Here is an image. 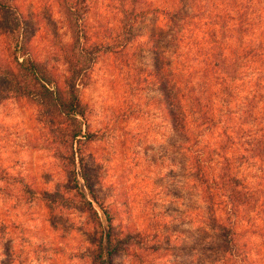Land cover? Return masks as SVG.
Wrapping results in <instances>:
<instances>
[{
	"label": "rangeland",
	"instance_id": "obj_1",
	"mask_svg": "<svg viewBox=\"0 0 264 264\" xmlns=\"http://www.w3.org/2000/svg\"><path fill=\"white\" fill-rule=\"evenodd\" d=\"M3 2L10 7H0L1 64L14 66L11 50L27 32L32 56L65 89L66 56L76 35L63 0ZM166 2L145 0L136 8L164 10ZM198 2L205 10H218V0ZM131 3L91 0L83 24L92 41L112 50L99 55L88 83L79 89L94 135L86 143L84 170L102 205L91 199L98 217L78 205L84 181L79 160L76 170L69 160L68 123L38 99L17 97L0 85V264H93L100 223H105L102 208L113 218L114 237H137L113 264H216V252L205 251L219 245L217 235L204 224L206 205L172 130L166 76L157 77L171 62L179 68L186 62L187 75L189 67H199L196 58L210 33L202 25L211 21L206 12L200 29L185 32L181 41L164 14L135 20ZM244 174L261 206L243 228L255 264H264V163Z\"/></svg>",
	"mask_w": 264,
	"mask_h": 264
},
{
	"label": "trees",
	"instance_id": "obj_2",
	"mask_svg": "<svg viewBox=\"0 0 264 264\" xmlns=\"http://www.w3.org/2000/svg\"><path fill=\"white\" fill-rule=\"evenodd\" d=\"M90 1L63 0L76 35L71 53L66 56L69 71L65 89L32 56L27 32L11 50L12 69L8 63L0 62V85L17 97L38 99L59 120L68 123L67 139L72 150L69 160L74 169L79 160L84 181L78 190V205L84 212L98 217L91 199L102 205L84 170L86 143L94 135L89 131L87 110L79 89L88 83L91 67L99 55L112 50L109 45L92 41L87 28H83L91 10ZM144 1L132 0L133 18L139 20L152 13H162L173 28H178L177 37L181 41L185 32L193 34L192 28L200 29L206 12L211 21L202 25L210 33L205 37V48H201L196 58L199 67H189L191 72L187 75L186 62L180 68L171 62L164 72L158 70L157 77L161 75L165 80L166 76L172 130L181 139L179 147L185 153L192 185L206 205L208 219L204 224L208 223L217 235L215 240L219 245L203 250L216 252V264H255L252 250L248 249L252 244L243 226L259 210L261 201L244 172L256 163H264V0H218L216 12L205 10L199 0H180L177 4L169 0L164 10L136 8ZM0 7L8 9L10 5L0 0ZM129 28H133L132 24ZM127 47L123 46L122 51ZM155 51L161 60L162 53ZM75 170L72 175L76 182ZM102 209L105 223H100L101 235L93 264H113L116 255L137 243V237L134 234L122 239L114 237L113 218L108 210Z\"/></svg>",
	"mask_w": 264,
	"mask_h": 264
}]
</instances>
